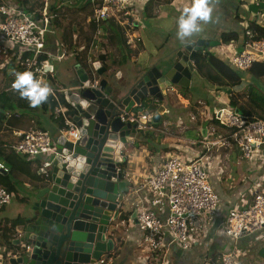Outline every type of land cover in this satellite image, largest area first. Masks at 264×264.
Segmentation results:
<instances>
[{
    "label": "crops",
    "instance_id": "1",
    "mask_svg": "<svg viewBox=\"0 0 264 264\" xmlns=\"http://www.w3.org/2000/svg\"><path fill=\"white\" fill-rule=\"evenodd\" d=\"M259 1L260 6L257 7L251 4L249 0H209L213 9L212 19L207 23L201 22V31L194 33L195 35L186 43L198 38H203L208 42H212L215 44V48H212L211 52L214 53L217 58L229 63L226 53L221 47L222 45L218 42L219 37L223 33H236L238 35V42L242 41L243 32L250 22L256 21L255 19L259 11L264 7V0ZM192 2L193 0H160L159 5L155 6L154 13L156 17L147 20L152 21L153 24L156 22L160 23L161 21L159 19L162 8L177 5L183 10L185 7H190ZM1 3L18 5L14 0H0V4ZM136 4L138 20L134 28L127 34L129 38L127 45L133 51L128 62L124 63L126 54L122 56L116 49V52H110L109 54L104 51L103 47H100L102 39L99 43L97 42V45H99L98 50L102 52L99 56H107L105 63L109 66V69H107L108 73L105 77L110 86L118 82V78L120 77L125 81L126 79L136 76V67L148 63L147 59L151 58L147 56L149 46H151L150 50L153 53L152 57H155L154 54L161 52L163 54V56H161L163 59L175 51L178 45L175 43V45L172 44L170 47H165L170 40L168 37L162 42L160 41L158 46H156L154 45V40L156 38L149 39L144 37L142 33L145 27H142L140 22L142 21L143 23V9L145 4L139 0ZM45 28L47 31L48 25H46ZM130 33H132L131 36H129ZM73 38L76 39V35H73ZM60 39L61 38H59V42ZM151 42H154L153 45H150ZM55 47L58 49L57 52L52 51L46 38V50L44 55L48 57L47 61L51 71H49L50 73L48 76L43 78L42 82L47 83L50 88H61L65 92L68 89L58 84L55 77L54 64L68 59L74 67V63L72 62L74 57L70 58V55H68L63 48L61 50L60 43H57ZM10 50V45L0 37V59L3 58L4 60L5 58L7 60L9 58L6 62L0 60V95L3 98L2 104L6 107L3 111L6 122L0 131V150H2L0 151V164H3L8 170L6 173L0 171V175L7 179L6 185L3 187V185L0 184V187L5 190L8 189L7 191L13 195L12 205L9 203L0 210V264H7L6 251L9 247V244L6 243L5 240L7 231L13 221L23 216L26 210V197L31 185L40 173V168L37 167V164H42L44 161L43 157L34 159L22 157L25 162L30 163V166L28 167V164H16V168L13 167L12 169L4 163L1 154L10 153V147L18 141V136L16 135L18 133H24L30 130L46 131L50 133L53 138L57 130L52 122V111H50L48 107H45L43 103L38 110L37 107L30 106L27 100H20L21 102H17L16 100L14 101V99H8L7 95L18 93L16 90L10 88V84L15 79V74L17 72L9 77L6 71L7 64L10 63L11 59L14 57V55L10 53ZM86 57L87 54H84V59H86ZM14 61L16 65V58H14ZM138 61H140L139 65H137ZM154 63L155 62H151L150 64ZM101 65L105 66L103 62H101ZM120 71H123V73ZM117 72H120V74H117ZM193 74H195L196 77L194 78L193 75L188 93L183 95L181 93V88L176 87L163 102L155 106V110L159 106H162L164 112L160 114L159 123L152 124L153 130L137 131L136 134L132 136L133 144L129 148L126 162L124 163L125 167H123L125 181L128 185V202L120 210L119 218L111 226V231L108 236L113 239L114 245L113 251L108 257L114 264H209L211 261L218 260L225 254L236 255L233 264H264L263 231L243 235L237 241H233L224 235L228 210L235 206L240 208L248 207L253 199V189L255 187L259 189L264 187V155L256 151L253 152L254 155H252L254 160L250 163H245L244 161L243 169H241L239 165L242 162L241 156L233 142L215 146L209 152L202 149L201 145L191 144L192 142L197 143L202 141L204 138L207 140L215 139L214 135L209 136V134H207L208 129L214 123L209 120L191 122L192 127L188 128V126H184V122L189 120L188 116L195 110L199 109V111H201V103L205 106L204 111L206 109L207 113H211L216 108L225 104L226 100L225 96L219 95L217 91L218 87L216 86L210 84L209 86H205L203 84L204 89H207V91L203 90V87L200 89V81L204 82V80L200 78L196 70ZM48 78L52 79V84H49ZM243 81H245L246 84H241L238 87L232 88L233 92H235L234 95L244 96L247 85L250 83V77L245 74V76H243ZM60 96H63V94H60L59 98ZM198 96L199 98H197ZM172 100L176 102L174 103ZM227 105L229 106V99ZM138 112L146 113L148 110L142 108L139 109ZM153 112L154 111H151L147 114L150 115ZM194 123L198 124V127L193 130L196 132V137L198 133H202L201 140H197L196 138L192 140L183 136L185 131L194 127ZM217 133L218 136L216 138H228L226 137L227 133L222 129L218 130ZM173 155L186 157L190 160H193L199 155H208V159L214 158V164L206 163L204 168L209 175L210 182L219 195L220 207L210 220L201 216L196 221L190 236L188 250H182L179 245L173 243L169 235L165 233L163 237L164 249L159 252H152L143 243V233L138 229L136 214L134 216H132V214L134 212L137 213L138 209L141 207L144 209L149 207L151 194L142 187L143 179L154 175L160 166ZM218 167L227 170L226 173L229 174V176L220 177V172H217ZM240 171L244 173L245 177H243V179L240 177ZM216 178L218 182L215 180ZM213 182H215V184H213ZM221 182L224 188H222ZM235 182L242 183L240 185L238 183L239 186H233ZM6 207L8 208L6 209ZM166 216L167 211H164L162 215H160V217ZM13 237L14 235L9 237V242L12 241Z\"/></svg>",
    "mask_w": 264,
    "mask_h": 264
},
{
    "label": "water",
    "instance_id": "2",
    "mask_svg": "<svg viewBox=\"0 0 264 264\" xmlns=\"http://www.w3.org/2000/svg\"><path fill=\"white\" fill-rule=\"evenodd\" d=\"M208 44L203 38L191 41L113 86L98 60L91 64L93 78L74 65L78 84L63 93L74 132L56 130L50 167L31 185L6 251L7 264H114L108 236L128 202L122 166L137 132L121 116L153 109L176 87L189 89L196 55ZM90 79L97 81L95 87ZM163 112L159 106L151 122L158 124Z\"/></svg>",
    "mask_w": 264,
    "mask_h": 264
},
{
    "label": "built area",
    "instance_id": "3",
    "mask_svg": "<svg viewBox=\"0 0 264 264\" xmlns=\"http://www.w3.org/2000/svg\"><path fill=\"white\" fill-rule=\"evenodd\" d=\"M89 16L90 21L99 26L102 22L114 21L124 30L132 29L136 24L138 0H97ZM145 4L148 0H139ZM251 4L260 6L259 0H249ZM256 22L264 26V7L259 11ZM46 18L38 20L34 13L27 14L18 5L0 4V37L10 45V49L17 47L16 64L19 69L31 71L34 77L43 80L49 75L45 71L49 67L46 60H40L46 50ZM102 32L97 28L88 48L85 63L90 77L93 62L92 49L98 50V40ZM246 39L239 44L222 45L228 56L231 66L238 71H246L254 63L264 62V39L251 41L249 31L245 33ZM97 41V42H96ZM239 46V47H238ZM27 57H25V55ZM93 78V77H92ZM90 86L95 87L97 81H91ZM12 83L10 84V88ZM219 95L225 96V104L216 108L211 113L203 112L190 115L191 122L209 120L214 124L208 129L207 134L213 136L219 129L227 133L228 138L212 140L202 139L192 142V145H201L202 149L209 152L215 146L233 142L244 160H250L253 152L264 146V120L248 119L236 113L227 105L228 99L233 98L232 88L218 87ZM64 90L51 88L50 97L56 104L52 111L53 124L57 129H63L73 134L68 107L59 98ZM152 114L130 112L121 116L123 122L135 125L137 131L153 130ZM18 141L11 147L18 155L26 158L43 157L40 171L50 167L49 158L55 153L53 138L46 131L30 130L16 134ZM215 136V135H214ZM203 155L190 160L182 156L169 157L156 173L142 181V187L151 194L147 209L139 208L136 213L138 229L143 233V243L152 252L164 249L163 237L168 234L171 241L182 250H188L190 236L199 217L207 220L214 217L220 207V198L206 171ZM0 171L7 172V168L0 164ZM253 201L248 207H232L226 214L224 235L233 241L239 240L243 235L264 232V187L253 189ZM13 195L0 187V210L11 202ZM167 211L166 217H160ZM233 254H225L218 260L209 264H233Z\"/></svg>",
    "mask_w": 264,
    "mask_h": 264
},
{
    "label": "trees",
    "instance_id": "4",
    "mask_svg": "<svg viewBox=\"0 0 264 264\" xmlns=\"http://www.w3.org/2000/svg\"><path fill=\"white\" fill-rule=\"evenodd\" d=\"M159 1L160 0H149L144 5L143 17H145L146 19L155 18V6L159 5ZM14 2L18 3V6L27 14L34 13V17H36L38 20L43 19L42 17H40V15L33 12V7L30 0H14ZM98 3L99 1L97 0H51L50 6L46 12V25H48V27L51 26L53 28L62 30L60 39L61 50L63 48L68 55H72L73 53H75L76 56L73 59L74 65L80 64L84 68L87 67L84 61V54L86 51H80L79 49L87 48V45L89 44L87 43V41H91L97 28H99L102 32V40L100 45L101 48L106 44L113 45L119 54H121L122 56L126 54V57H124V63L128 62V59L133 54V51L127 45V40L124 38L122 27H120L112 20L102 22L99 26L90 21L89 16L91 14V10L93 6ZM64 9L67 11L72 10L76 12H84L85 19H83L86 20L85 23L87 25L88 37L86 39V42H84L83 44L80 43L81 45L79 44L80 46L77 43V38H79L78 36L82 35L83 29L79 28L77 30V27L62 26L60 18H64L66 14L64 13ZM246 31H249L251 33V41H259L261 39H264V26L260 22H250L248 27L243 32V39H246ZM76 33H78V35H76ZM73 35H76V39L73 38ZM103 41H105L106 44L103 43ZM218 42L221 45H238V35L236 33H223L220 35ZM214 46L215 44L209 42L208 46L204 47L203 50L198 52L196 55L194 65L195 70L200 78L206 80L212 86L221 88H234L242 84L243 74L248 75L250 77V83H248L247 85L244 96L234 95L233 98L229 101V108L238 110L239 115L243 116L244 118L264 120V62L254 63L252 67L246 71H238L234 69L230 63H226L223 60L217 58L214 53L211 52L212 48H215ZM10 53L14 55V57L11 59V63H14V58L17 55V52L14 49H11ZM27 55L28 54H26L25 57H27ZM106 57V55H101L97 57V60L103 62L106 68L109 69V66L105 63ZM46 58V55H42L40 57V60L44 61L46 60ZM47 80L49 81V84H52L51 78H48ZM188 92V89L181 88V93L183 95ZM2 100L3 98L0 95V131L4 123L6 122L3 115V111L6 109V107L2 104ZM60 100L63 104H65L63 96H60ZM43 105L45 107H48L50 111H53V109L56 107V104L50 96L48 97L46 102H43ZM151 110L155 111V107ZM138 111L136 110L135 112ZM194 124L195 125L192 129H197L198 124ZM217 132L218 131H216L214 134L215 137L218 136ZM196 139L201 140L202 133H198ZM1 156L3 157L4 163L12 169L13 167L16 168V164H28V167L30 166V163L25 162L24 158L13 151L11 147L10 153H2ZM37 167L40 168L41 164H37ZM122 167H125V165H123ZM6 181L7 179L0 175V184L3 185V187L4 185H6ZM252 201L250 202V204L252 203ZM19 222L20 219L13 221L9 230L7 231L5 240L6 243L9 244V246V237L13 236V229L19 224Z\"/></svg>",
    "mask_w": 264,
    "mask_h": 264
},
{
    "label": "rangeland",
    "instance_id": "5",
    "mask_svg": "<svg viewBox=\"0 0 264 264\" xmlns=\"http://www.w3.org/2000/svg\"><path fill=\"white\" fill-rule=\"evenodd\" d=\"M30 1H31V5L33 7V12L37 13L42 18H46V12H47V10H48V8L50 6L51 0H30ZM182 12H183V10L180 7H178L177 5L176 6L164 7V8H162L160 19H159L161 22L160 23L156 22L154 24H153L152 21L147 20L145 17H143L144 18L143 19V23H142V21L140 22V25L142 27H145V30L142 33V35L144 37H146V38H149V39L156 38L154 40L155 43L151 42L150 45H153V43H154V45L158 46L160 41L162 42L165 38H168V37L170 38V40L168 41V44L165 47H170L172 44L175 45V43H177L178 45L175 48V49H177V48L181 47L182 45H186L187 44L186 42L195 34H193L190 37H185L183 40H181V39H179L177 37V30H178L177 21H178V19H179V17H180ZM64 13H66L64 18H60L62 26L63 27H77V30L79 28L83 29V33H82L81 36H78L79 38H77V41H78V45L80 43L83 44L84 42H86L88 34H87V25L85 23L86 20H84L85 19L84 18V12H76V11H72V10L71 11L65 10ZM46 32H47L46 38H47L49 46L52 48V51L57 52L58 49L55 46H56L57 43H60L59 42V38H61L62 30L61 29H56V28H53V27L49 26L47 28ZM123 32H124V38L128 41L129 38H128L127 34L129 33V31L127 32V31L123 30ZM76 35H78V33H76ZM131 35H132V33L129 34V36H131ZM98 41H100V40H98ZM87 43H89V45H90L91 41H87ZM103 43H104V41H103ZM89 45L87 46V48H89ZM103 49H104V51H106L109 54H110V52L111 53L112 52H116L115 51V47L113 45H110V44L105 45L103 47ZM150 49H151V46H149V48H148L149 52L147 53L148 54L147 56L151 57V58L147 59V62H149V63L158 62L159 60L162 59L161 56H163V54L161 52H158L157 54H154L155 57H152L153 53H152V51ZM83 50H85V49L83 48ZM92 52H93L92 57H95V58L98 57L100 54H102L101 50L96 51L95 49H92ZM225 53H226V56L228 58L229 54L226 51H225ZM160 57H161V59H160ZM8 59L6 60L4 58V60H3V58H2L0 60H2L3 62H6V61H8ZM14 63H15V61H14ZM14 63L10 62V63L7 64V70L6 71H7V74L9 75V77L14 75L15 72H20L21 71L19 69L20 67L17 64L15 65ZM139 64H140V61H138L137 65H139ZM140 66H142V64ZM54 69H55V77H56L57 82H58L59 85L65 87L67 89H70V90L72 88H74L75 86H77V84H78L77 83V78H76L75 72L73 70V64L71 63V61H69L68 59H64V60H62L60 62H56L54 64ZM120 72L123 73V71H120ZM120 72H117V74H120ZM193 75H194V78H195L196 75L195 74H193ZM243 76H245V74H243ZM123 80L124 79L122 77L118 78V81H120V82H122ZM200 82H201L200 89L203 87V84L205 86H207V85L209 86V83L206 80H204V82H202V81H200ZM242 84L243 85L246 84L245 81H243ZM203 90L207 91V89H204V87H203ZM7 96H8L9 100L14 99V101L16 100L17 102H21L20 100H27L26 98L22 99L19 96V93L9 94ZM197 98H199V96ZM172 101L174 103L176 102L175 100H172ZM200 105H201V111H199V109L195 110L190 115H197V114L200 115V113L206 112V109L204 111V107H205L204 104L201 103ZM40 106L37 107L38 110H39ZM150 112H151V110H148V112H146V113H150ZM189 116H188V119H189ZM184 126H188V128H191L192 127L191 121L190 120H186L184 122ZM183 136L188 138V139L195 140L196 132L193 129H190V130L185 131ZM255 151L258 152V153H262L264 155V146L261 147L259 150H255ZM253 155L251 156L250 160H244V159L241 158L242 162L239 164L241 166V169H243V166H244L243 162L244 161H245V163H250V162H252L254 160ZM207 157H208V155L204 156V158H203L204 164H206V163L214 164V158L208 159ZM217 172H220V177L221 176L222 177L223 176L224 177H228L229 176V174L226 173L227 170H225L224 168L218 167L217 168ZM240 177H241V179H243V177H245L244 173L242 171H240ZM215 180L217 181V178ZM238 183L239 182L233 183V186L238 185ZM241 183H239V185ZM213 184H215V182H213ZM221 185H222V188H224V185L222 184V182H221ZM12 200L13 199H11V202H10L11 204L10 205H12V203H13ZM7 208L8 207H6V209Z\"/></svg>",
    "mask_w": 264,
    "mask_h": 264
},
{
    "label": "clouds",
    "instance_id": "6",
    "mask_svg": "<svg viewBox=\"0 0 264 264\" xmlns=\"http://www.w3.org/2000/svg\"><path fill=\"white\" fill-rule=\"evenodd\" d=\"M212 10L209 0H193L190 7L183 9L177 21V37L183 40L185 37H190L194 33L200 32L201 22L207 23L212 19ZM135 25H133L132 29ZM130 30H127V32ZM80 51L84 50L81 49ZM85 51V54L88 55V48ZM90 54L92 57L93 52ZM75 56L76 54L73 53L70 58ZM92 60L94 62L96 58L92 57ZM85 69L87 70V67ZM44 70L51 71V68L46 67ZM11 87L19 93L22 99L26 98L32 107H38L43 102H46L51 93L50 86L47 83H43L41 79L34 77L31 71L17 72Z\"/></svg>",
    "mask_w": 264,
    "mask_h": 264
},
{
    "label": "flooded vegetation",
    "instance_id": "7",
    "mask_svg": "<svg viewBox=\"0 0 264 264\" xmlns=\"http://www.w3.org/2000/svg\"><path fill=\"white\" fill-rule=\"evenodd\" d=\"M136 68H138V67H136Z\"/></svg>",
    "mask_w": 264,
    "mask_h": 264
}]
</instances>
